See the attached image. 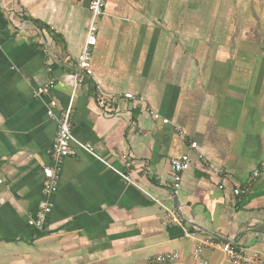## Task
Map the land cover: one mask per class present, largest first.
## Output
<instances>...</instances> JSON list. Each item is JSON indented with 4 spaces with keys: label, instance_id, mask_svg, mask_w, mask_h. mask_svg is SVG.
<instances>
[{
    "label": "crops",
    "instance_id": "obj_1",
    "mask_svg": "<svg viewBox=\"0 0 264 264\" xmlns=\"http://www.w3.org/2000/svg\"><path fill=\"white\" fill-rule=\"evenodd\" d=\"M89 1L0 0V264H150L169 252L197 264L196 242L161 206L264 260V169L249 181L264 163V0H107L92 76L77 85ZM50 101L55 114L71 105L74 153L39 230L27 222L51 166ZM184 156L173 194L170 162ZM199 259L233 264L209 248Z\"/></svg>",
    "mask_w": 264,
    "mask_h": 264
},
{
    "label": "built area",
    "instance_id": "obj_2",
    "mask_svg": "<svg viewBox=\"0 0 264 264\" xmlns=\"http://www.w3.org/2000/svg\"><path fill=\"white\" fill-rule=\"evenodd\" d=\"M107 0H90L88 4L89 20L85 30V36L83 44L80 48V53L77 58L74 59V71L76 72L75 80L76 84L82 83L83 79L91 78L92 70L90 65L91 51L96 44L97 37V24L101 17L104 15V9ZM42 50L48 55L47 47L42 46ZM50 68H47V73H50ZM54 87V80L49 79V81L35 90L34 96L37 97L41 94L51 91ZM124 99L129 101H136L137 103H142L141 99H135L130 94H125ZM109 97L104 95L100 96L97 104L100 108L107 106V100ZM56 104L54 101L48 103L46 115L49 119L53 120L56 125V132L54 139L51 143L50 148L47 151V155L50 158L51 166L42 168L43 185L41 188V195L44 198L41 206L37 209L33 218L28 220V224L36 229L41 230L44 226V220L46 216L51 212L52 206L48 201V197L56 192L61 175L62 164L66 158L73 155L74 151L72 149L73 138L71 134V119L72 111L71 105L68 104L64 109L60 110L57 114L54 113ZM157 118V116H154ZM162 123H167L163 120ZM80 149L91 152L89 149L82 145L77 144ZM190 148L195 149V144H190ZM202 161V160H201ZM205 163V162H204ZM188 159L187 157H181L170 162L171 170V191L175 194L180 186L181 175L184 171L188 169ZM205 166L209 172L214 175H221L222 171L215 168L211 164L205 163ZM264 169V163H261L258 168H256L250 175L249 181L257 179L262 170ZM125 180L128 181L127 178ZM218 189H222L221 186ZM249 185L244 188H238L232 191L233 195L236 197L244 196L248 193ZM163 215L165 216L166 224L177 225L181 228L182 236L189 240L195 241L196 246L192 252V257L197 260V264H207V262L200 260V253L203 248H209L220 252L225 260L233 264H264V260L260 256L253 252L250 256H246L241 249H235L231 244L223 242L219 239L205 236L201 232H188L183 228V219L180 214L175 209H170L161 206ZM179 256L176 252H169L164 254H159L148 259L150 264H171L178 260Z\"/></svg>",
    "mask_w": 264,
    "mask_h": 264
}]
</instances>
